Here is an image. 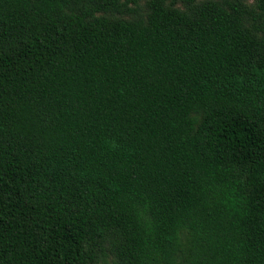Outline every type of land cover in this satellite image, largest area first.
Instances as JSON below:
<instances>
[{"label":"trees","instance_id":"1","mask_svg":"<svg viewBox=\"0 0 264 264\" xmlns=\"http://www.w3.org/2000/svg\"><path fill=\"white\" fill-rule=\"evenodd\" d=\"M0 264H264V0H0Z\"/></svg>","mask_w":264,"mask_h":264}]
</instances>
